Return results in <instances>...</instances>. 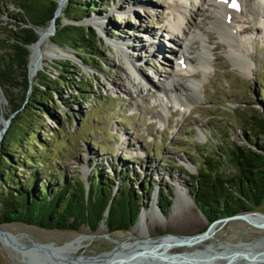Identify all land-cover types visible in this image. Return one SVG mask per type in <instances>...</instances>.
Here are the masks:
<instances>
[{"label":"rangeland","instance_id":"rangeland-1","mask_svg":"<svg viewBox=\"0 0 264 264\" xmlns=\"http://www.w3.org/2000/svg\"><path fill=\"white\" fill-rule=\"evenodd\" d=\"M92 2L96 5L95 10L77 21L94 28L102 40L99 58L91 60L92 66L84 64L72 49L66 46L57 47L51 40L54 34L49 23L44 25V28L41 27L51 33L49 41L42 46L38 43V48H30L31 63L35 66V69L31 67L32 72L38 73L46 68L55 76L56 70L49 66L54 61H74L79 70H73L88 91L86 97L80 98L75 97V89L67 88L64 97L70 102V107L62 104L64 110L53 108L59 122L49 115L43 117L44 126L40 128L39 133L41 139L49 141L50 154H45L44 146L33 140L32 151L36 150L42 155V160L37 161L34 166L41 169L43 178L50 176L51 182L55 184L57 180L53 176L61 178V181L80 179L85 182L87 188V179L90 176L102 174L115 182L113 194L118 185L131 181L140 210L142 207L156 206L153 211L156 225L149 226L148 222L153 216L143 223L144 229L150 231L152 238L159 239L172 234L195 235L209 224L189 194L191 179L197 176L199 170L198 157H203L209 151L218 158L222 153L220 148L231 142L239 146H250L242 125L249 121L251 115L264 117V24L245 18L241 19L243 22L231 23L233 36L244 44L243 48L238 49L219 34L217 26L208 21L201 23L199 36L204 40L203 45L201 41L200 44H189L191 56L196 57V49L201 50L202 46L205 54L203 56L197 50L198 56L206 57L204 66H191V70H194L195 76L199 78L194 81L196 101L180 104L176 101V96L171 95L170 99L158 91L152 92L154 89L148 91L147 82L153 81V84L160 85L159 80L166 82L168 79H174L171 70L176 61L171 51L174 52L173 48L178 49L180 46L171 42L169 37L172 36L176 42V33L180 35L186 18L178 16V32L173 25L177 18L173 7L186 2L188 10L192 11L202 7V1ZM65 3L66 1L63 8ZM144 5L150 9L149 14L142 12ZM147 7H144L145 10ZM204 7L208 8L207 4H204ZM17 11L20 12V9L9 0H0V38L5 35L4 30L14 28L15 19L11 14ZM61 15L57 10L55 19ZM187 18L190 17L187 15ZM85 19L94 21L86 22ZM62 21L68 22L65 19ZM152 41L158 42L157 47L164 51L163 54L166 52L165 57L154 53L161 52L157 51L156 47L155 50H150L152 48L149 43ZM124 42L129 44L128 48L122 45ZM217 43L222 44V47L216 48ZM47 45L55 47V55L45 53ZM194 47L195 51L192 53ZM185 50L182 46L181 51L186 52ZM233 52L240 55L235 57ZM131 63H135V66ZM134 67L136 73L131 71ZM182 68L184 69L183 66ZM82 76L87 80H83ZM134 77L136 83L140 81L142 92H121V85L131 87L130 80ZM22 93L21 85L11 89L12 98H20ZM3 112L7 113L8 108ZM156 112H160L162 117L159 118ZM51 128L59 133L57 139L54 138ZM29 163L28 161L27 165H30ZM224 169L226 173L233 172L230 166ZM18 172L19 176L26 178L29 170L20 168ZM177 184L181 185L185 200L177 203V207L171 210ZM148 187H151L150 194L146 195ZM161 196L170 199L166 213L157 205ZM255 211L264 213V204ZM159 212L161 214H158ZM133 224L125 230L115 231H109L102 222L95 231H91L86 225H81L73 231L46 229L21 222L0 224V228L11 234L22 235L24 242L31 238L39 243L53 242L55 245H62L72 239H85L84 247L74 255L84 253L86 256H93L111 250L114 247L112 238L135 236L131 230ZM100 225L106 227L104 234L108 236L98 233ZM260 238H264V229L249 226L241 220H233L218 223L213 235L205 241L177 246L172 252H209L213 247L217 250L226 245L222 242L235 244ZM132 240L133 238L131 242ZM255 249L263 250L264 241ZM63 254H71V250H66ZM0 264L28 263L16 249L0 242Z\"/></svg>","mask_w":264,"mask_h":264},{"label":"trees","instance_id":"trees-1","mask_svg":"<svg viewBox=\"0 0 264 264\" xmlns=\"http://www.w3.org/2000/svg\"><path fill=\"white\" fill-rule=\"evenodd\" d=\"M9 1L20 12L11 14L15 19L14 28L4 30L5 35L0 38V87L6 100L0 102V116L8 118L12 114L0 140V224L21 222L73 231L86 225L95 231L102 222L109 231L127 229L140 211L131 181L118 185L113 194L115 182L102 174L90 176L87 188L80 179L61 181L53 176L57 180L55 184L50 176L43 178L41 169L34 166L42 160V155L32 151L33 140L44 146L45 154H50L49 141L41 139L39 133L44 126L43 117L49 115L59 122L53 108L63 109L62 104L70 107L64 97L67 88L75 89V97L80 98L86 97L88 91L73 70H79L74 61H54L49 66L56 70L55 76L46 68L38 73L31 71L32 53L27 46H35L38 35L26 24L44 28L53 17L57 0ZM95 8L92 0H66L62 15L55 19L56 31L51 38L58 46L72 49L89 66H92L91 60L99 58L102 40L94 28L77 21ZM63 19L68 22L63 23ZM27 66L33 78L31 83L27 79ZM82 79L87 80L84 76ZM19 85L23 87L22 95L12 98L11 89ZM5 108L7 113L3 112ZM242 130L246 131L250 146L231 142L220 148L222 153L218 158L209 151L198 157L199 170L191 179L189 194L209 223L236 213L255 211L264 204V117L251 115ZM51 131L57 139L59 133L52 128ZM228 166L232 167V173H226L224 168ZM20 168L29 170L26 178L19 176ZM150 188L146 195L150 194ZM169 204L166 196L157 200L163 213Z\"/></svg>","mask_w":264,"mask_h":264},{"label":"bare ground","instance_id":"bare-ground-1","mask_svg":"<svg viewBox=\"0 0 264 264\" xmlns=\"http://www.w3.org/2000/svg\"><path fill=\"white\" fill-rule=\"evenodd\" d=\"M200 1H202V7L201 6L197 7L194 10L192 9V11L188 10L189 8L187 7L186 2H181L179 4H176L173 7L175 16L177 17V18L175 17L176 20L173 21V25L178 30V32L180 29L179 27L180 20L178 16L179 17L181 16L182 19L186 18V21L183 20L184 23L186 24L185 25L182 24L181 27H184V28L180 29V35L176 33L177 34L176 36L178 38L176 42L174 41L175 39L172 36H171L172 38L169 37L171 42H174V44L180 46L178 47V49L174 47L175 48V49L173 48L174 52L170 50L171 55L173 54L174 59L176 61L175 67H173L171 70V75L173 76L174 79L173 80L168 79L166 82L160 81L158 79L160 85L153 84L154 83L153 81L147 82V84H149L148 91H151V89H154L152 90V92L158 91L160 93H163L166 96V98H170V99H171V95L176 96L175 99L180 104L191 103V102L196 101V95H195L196 83H194V81L199 80V78L195 76L194 70H191V66H194L195 64L199 66H204L206 57L205 58L202 57V55L204 56L205 54V51L203 50L202 46H201V50L196 49V52H195L196 57L191 56V52H189V49H190L191 44L192 45L200 44V41H201V44L203 45L204 40L199 36V30L201 29L200 27L201 23L204 24V23H207L206 21H208L214 24V26H217L220 30L219 34L225 37L228 40V42L230 41L229 44L231 46L236 47L238 49H240L241 47L243 48L244 44L241 40H237V38L233 36V33L231 32L232 27H230L231 23L243 22L242 20L243 18H245V19H251L255 22L258 21L259 23L264 24V1L263 0H239L241 7L237 11L234 9L231 10L229 8V3L231 2V0H200ZM63 3L64 1H62L59 4V7L57 9L60 13H62L63 11V5H64ZM204 4H207L208 8L204 7ZM144 7H147V6L144 5ZM144 7L142 9L143 10L142 12L144 14H149L150 9L147 7V9L145 10ZM135 11L137 12V10ZM187 15L190 18H187ZM85 21L92 22L94 21V19L92 20L85 19ZM191 29H193V31H191ZM196 32H197V35H196ZM50 34L51 33L49 31L39 28L37 31L38 40L35 45L36 48H38V43L41 46L43 43H47L49 41ZM233 42H235V44ZM156 43H153V41L149 43L150 48H152L150 50H155L154 49L155 47L157 48V51L161 50L160 47H157L159 45H157ZM122 45H125V48L129 47V44H127L126 42L122 43ZM182 46L183 48H186L185 51L187 53L181 51ZM221 47H222V44L217 43L216 48H221ZM30 48L31 46L29 47V50ZM54 49L55 47L47 45L45 46V53L47 54L48 52L51 55H55V53H53ZM121 50H123L122 46H121ZM197 50L198 52L200 51V53H202L201 56L200 55L198 56L199 53L197 52ZM194 51H195V47L192 48V53ZM163 52H164L163 50H161V52L154 51V53H158L160 55L162 54V56L165 57L166 52L165 54H163ZM233 53L235 57L240 55L238 54V52L236 53L233 52ZM184 63H185V67L183 69L181 65ZM131 64H133L132 66H135V63H131ZM32 67H34L35 69L34 65ZM31 71H32V68H31ZM131 71H133V73L134 72L136 73L135 67L134 69L131 68ZM131 82H132L131 87H127L125 84L124 85L122 84L121 87L119 88L120 91L123 93H128V94L129 93H136V94L141 93L142 86L141 85L139 86L140 81L136 83L135 77H134L132 81L130 80V83ZM156 113L159 118L162 117L160 112H156ZM181 190H182L181 185L180 186L179 184L175 185L176 194L174 196L173 204L171 205V210H174L177 207L176 206L177 203L185 200V196L183 195V191ZM189 203L191 204L190 201ZM155 207H156L155 205L149 206V207H142L141 210L139 211L136 222L131 227V230L135 236H126L121 239L112 238V242L114 244V248L112 250L101 252L93 256L92 255L86 256L84 255V253H81L78 256H75L74 253L80 250L82 247H84L85 239H81V240L72 239L69 242L66 241L67 243L64 242L63 248H61L64 251L71 250V254L65 255L62 253L61 256L64 258L57 259V263L58 264H100L104 260L109 259L111 256V253L120 252L122 255H127L133 247L137 249L139 247H146L148 245H151V243L153 242H158V241L171 242L175 240L176 238L173 236H163L159 239H154L151 237L150 231L144 229L143 223H145L148 217L153 216L150 218L151 221L148 222L149 226L154 227L156 225V222L153 220L154 218L153 211L154 209L156 210ZM158 214H161V213L159 212ZM251 215L253 218H259L255 214H251ZM217 224L213 227V230L216 229ZM248 225L251 226L249 223ZM98 233H102V234L106 233V227L104 225H100L98 228ZM10 235H11V238L15 242L20 241L21 244L28 243L30 242V239H31L30 238L24 242L23 241L24 238L22 235L18 236V234H11V233ZM104 235L108 236V234H104ZM183 236H187V235H183ZM132 238L133 240L131 242ZM202 241H205V239H203ZM258 241L259 239L252 240L250 242H244L241 244V246H238V247H237V243L232 244L229 242H222L226 245L219 247L217 250H215V248L213 247L211 248L209 252H201V253H196V254L184 253V252H179V253L182 254L183 256L190 257L191 259H193V261L198 262L197 264H224L225 259L223 260L222 259L220 260L219 258L217 259L216 257L217 254H223V255L229 256L233 251H237L239 249H244L250 254H253L255 252L256 253L262 252L263 251L262 249L257 250L253 248L255 243H258ZM0 242L12 248V246L4 239V235L1 231H0ZM201 242H198V243H201ZM211 244H214V243H211ZM206 245H210V244L206 243ZM177 246H186V245H176V246H170V247L161 246L158 249V252H162L163 255L170 256V255L176 254L175 252H172V250L175 249ZM257 259L259 260L255 262H250L246 260L245 258L239 257V258H236L235 261L231 264H264V254H261V256H259ZM125 264H169V263H166V261L165 262L158 261L157 259H153L148 256H145V257H140V258L138 257L135 260L125 263ZM174 264H192V262L191 263L182 262V263H174Z\"/></svg>","mask_w":264,"mask_h":264},{"label":"water","instance_id":"water-1","mask_svg":"<svg viewBox=\"0 0 264 264\" xmlns=\"http://www.w3.org/2000/svg\"><path fill=\"white\" fill-rule=\"evenodd\" d=\"M62 1H66V0H57V6L55 8L53 17L49 21V25L51 27V31L53 34L56 31V24H55L56 11L59 7V4ZM26 26L33 27L36 33L38 29L40 28L38 26H32V24L30 23L26 24ZM29 45L27 46L28 50H29ZM27 79H28V82L31 83V78L28 72V66H27ZM0 102L1 103L6 102L3 96L2 90H1V87H0ZM11 116L12 114L8 118H4L2 115L0 116V123L2 124V127L0 129V140L2 139V135L6 131L10 123ZM251 214H255L259 218H253ZM233 220H241V221L249 223L251 226L255 228L264 229V213H261L259 211L240 212V213H236L230 216L217 218L211 221L203 231L195 235H187V236L167 235V236H173L176 239L171 242H166V241L153 242L151 243V245H148L146 247H139L137 249L133 247L127 255H122L120 252L111 253L110 258L107 260H104L100 264H125V263L135 260L138 257L140 258V257H145V256H148L153 259H157L158 261H163V262L166 261V263H169V264L182 263V262H186V263L192 262V264L193 263L197 264L198 262L193 261V259H191L190 257L183 256L180 253L167 256V255H163L162 252H158V249L161 246L170 247V246H176V245H192V244L201 242L203 239H206L213 235V232H214L213 227L217 223H225L227 221H233ZM0 231L3 233L4 239L14 249H16V251L20 253V255L24 258V260L28 264H58L57 259L64 258L61 256V254L64 252V250L61 249L63 248V244L55 245L53 242L39 243L31 239H30V242L21 244V243L15 242L11 238V235L9 232L2 230L1 228H0ZM262 241H264V238H260L258 243H255L253 248L254 249L257 248L261 244ZM242 243L244 242L237 243V247L241 246ZM261 254H264V249L262 252H257V253L255 252L253 254H250L244 249H239L237 251H233L229 256L223 255V254H217L216 257L217 259L218 258L225 259L224 264H231L235 261L236 258H239V257L245 258L246 260L250 262H255L259 260L257 258L261 256Z\"/></svg>","mask_w":264,"mask_h":264},{"label":"snow or ice","instance_id":"snow-or-ice-1","mask_svg":"<svg viewBox=\"0 0 264 264\" xmlns=\"http://www.w3.org/2000/svg\"><path fill=\"white\" fill-rule=\"evenodd\" d=\"M231 6L232 7H237V5L235 4V2H233Z\"/></svg>","mask_w":264,"mask_h":264}]
</instances>
